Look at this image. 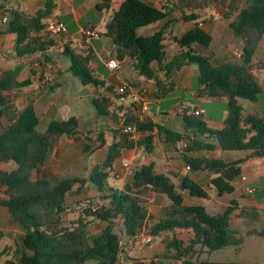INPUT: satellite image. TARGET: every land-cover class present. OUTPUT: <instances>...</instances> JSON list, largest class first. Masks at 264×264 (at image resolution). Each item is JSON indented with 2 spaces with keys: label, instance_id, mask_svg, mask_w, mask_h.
Here are the masks:
<instances>
[{
  "label": "trees",
  "instance_id": "16d2710c",
  "mask_svg": "<svg viewBox=\"0 0 264 264\" xmlns=\"http://www.w3.org/2000/svg\"><path fill=\"white\" fill-rule=\"evenodd\" d=\"M110 2L98 0L95 8L99 11L109 9ZM167 2L170 4L158 9L143 0H122L118 8L106 17L103 34L114 44L117 60L130 58L139 76L155 82L157 97H164L175 89L174 78L181 67L194 65L197 69L194 86L198 95L227 99L224 126L221 129L210 127L190 107L180 113L183 133L163 129L150 119L135 116L131 110L140 106L131 100L123 111V105L117 106L115 102L121 96L127 97L130 92H118L107 81V73H101L105 67L98 64V68L92 64L90 45L81 40L77 46L82 49L79 52L67 41L61 49L69 61V71L81 84L102 90L92 100L96 115L108 116L119 126L112 129L114 139L107 145L103 160L94 163L86 175L65 177L56 182L32 179L34 170L46 162L56 137L76 138L83 135L88 141L96 142L91 149L95 151L106 143L104 132L98 131L92 139L88 133L78 130V120L74 116L64 120L53 119L43 131H39V118L33 105L18 109L14 104L7 103L4 95L5 90L21 91L30 84V80L18 81L12 72L0 71V163L10 160L17 163L9 171L0 170V187H4L7 197L0 203L7 207L22 230L19 247L15 250L19 252L17 259L11 257V246H0V264H84L89 259L95 264H113L127 252L123 243H119L122 237L135 238L148 227L154 236L173 233L168 247L180 256V264H258L213 262L208 259L192 261L190 258L192 253H209L242 243V238L230 227L231 216L236 214V209H239L236 215L250 220L258 219L261 213L240 208L235 199H231L222 212L209 214L205 206L198 202L209 197L202 184L187 175L171 177L156 172L153 163L141 164L133 170L131 180L121 188L107 186L115 160L125 149L141 146L146 152H152L156 135L154 127L158 133H164L166 141L172 143L176 151H179L176 143L186 139L189 141L186 150L209 152L217 143L223 150H245L248 157L264 158V117L244 113L239 102V99L256 101L262 93L259 73L264 69V59L255 60V52L264 34V0ZM213 4L220 5L224 10L223 17L231 19L229 26L240 42L239 63L214 62L193 47V44L206 47L211 42L210 35L198 26L197 19L205 8ZM52 6L51 0H47L32 14L5 8L8 19L4 31L15 36V56L23 57L43 50L46 45H55V39L45 31V20L51 16ZM173 10H178L183 20L195 21V26L179 37H173L183 48L167 60L163 43L165 27L149 35L141 34L139 30L164 19ZM2 117L7 119L6 125H2ZM125 124L133 126L137 133H147L143 138H132L131 133L122 129ZM85 148L90 146L87 144ZM184 159L191 170L201 167L216 175L211 178V183L218 195L232 193L234 186L231 182L242 171L243 159L226 161L222 158L188 156ZM88 184L102 194L76 202L77 207L73 206L76 215L67 220V193L75 188L79 194ZM106 190L108 192L103 193ZM151 192L162 194L167 199L156 214L149 210L147 196ZM185 198L194 201L186 203ZM118 218H122L123 224L120 233L114 231ZM96 221H103L105 225L88 241L87 227ZM149 221H153L151 226ZM177 230H187L192 234L188 243L176 237ZM2 234L0 231V238ZM194 246L199 249L193 251Z\"/></svg>",
  "mask_w": 264,
  "mask_h": 264
},
{
  "label": "crops",
  "instance_id": "0c3cea01",
  "mask_svg": "<svg viewBox=\"0 0 264 264\" xmlns=\"http://www.w3.org/2000/svg\"><path fill=\"white\" fill-rule=\"evenodd\" d=\"M45 1L47 0H0V3L3 5V7L0 8V71L5 70L12 72L18 81L24 79L30 80V84L21 91L15 93L11 90H5L4 95L6 102L14 104L18 109H22L28 104L33 105L39 118V123L37 125L39 131H43L47 124L53 119L64 120L70 116H74L78 120V130L81 133H88L92 139L96 137L98 131L104 132L106 143L95 151L91 149L96 145V142L88 141L83 135H78L76 138L62 135L53 139L46 162L34 170L31 178L60 180L65 177L86 175L91 166L97 163L91 160V155L95 154L98 150L103 152L102 161L107 151V145L114 139L112 136V129L118 127L119 124L115 123L110 117L105 116V125H103L102 128L100 127V117L96 115L92 100L98 93L102 92V90L93 85L81 84V82L69 71V61L67 57L62 54V49L57 45H46L43 50L23 57L15 56L13 51L15 36L12 33L4 31L5 22L8 19V12L5 11V8L18 9L27 14H32L42 6ZM97 1L98 0H51L53 5L51 15L59 17L65 23L68 30L65 42L69 41L72 46L76 47L77 51L79 49L77 46L80 45L81 42V28L86 25H91L96 28L95 22L102 16L101 13L103 11H99L95 8ZM121 1L122 0H111L108 10H112V12L116 10ZM143 1L160 9L167 5V1L169 0ZM208 9L212 12L204 18L199 17L197 22L198 26L210 35L211 42L206 47L198 44H193V47L197 51L208 55L214 62L239 63L240 58L238 52L240 49V42L233 36L232 29L229 26L231 19L223 17L224 10L218 4H213L208 7ZM109 15L110 14L106 13L105 16L108 17ZM194 26L195 21H185L182 19V14L178 10H173L164 19L142 27L139 33L149 35L165 27L163 43L167 53V60H169L183 48L173 37H179ZM74 36H78L79 39L74 40ZM93 42L94 39L91 41L89 51L91 52L92 58L95 55L94 53H97L98 61H92V64L96 67L100 64L101 67H105V69L111 72V74H107L106 79L114 85L116 90L118 86L127 83L132 91L139 89L144 91L148 109L143 111L140 108H132L131 111L135 116L150 119L163 129L168 128L169 130L183 133L180 113L185 108L190 107L183 103L186 96L190 94V100L194 103L193 107L190 108H204L206 110L205 116H207L208 111L205 104L215 105L214 109L218 111V114L216 116H208L206 121L210 127L221 129L224 126L227 99L225 97H201L198 95L194 86L197 74V69L194 65H184L181 67L174 78L175 89L164 97H157V86L155 82L152 79L146 80L144 77L139 76L130 58L125 57L119 61L117 70L121 75L113 73L112 70L105 65L104 61L106 58L114 57L115 47L112 42L108 43L107 48L101 49V52L97 50ZM255 57L257 60L264 59V34L255 52ZM260 73H264V69L261 70ZM160 76L162 75L160 74ZM260 85L262 93L256 101L239 99L244 113L264 117V78L262 81L260 80ZM130 96L129 94L127 97H119L115 102L116 105H123L122 110L125 111L130 103ZM167 97L177 100L171 111L161 109L160 107L155 111L151 109V103L157 104ZM121 113L122 111L119 112V114ZM1 123L2 125H6L7 119L2 117ZM173 124L175 127H173ZM146 133L147 132H138L136 138H143ZM153 133L156 135L154 137L152 152H146L141 146L125 149L115 160L113 167V173L121 172L118 178L122 180V184L120 187H116L107 183V186L121 188L124 183L131 180L133 170L141 164L153 163L156 172L164 173L171 177H182L187 175L202 184L207 190L209 197L199 200L198 202L205 206L209 214L222 212L231 199H235L240 208L247 210L253 209L262 214V208L264 207V158L248 157V151L245 150H223L217 143L215 144V148L209 152L205 150L195 151L185 149L184 153L176 155L177 153H174L172 150L174 149L172 143L166 141L163 132L158 133L156 127H154ZM87 144L90 146V148H88L89 150L85 148ZM140 154L144 161L139 162L141 159ZM184 156L190 158H222L226 161L243 159L241 163V174L231 182L234 186L233 192L218 195L216 188L211 183V178L216 175L201 169V167L191 170ZM134 161L138 162L137 167H134L133 170L130 171ZM122 163H127V167L123 168ZM16 166L17 163L13 160L1 162L0 170L9 171ZM242 177H244V179H242ZM245 186L252 188L253 192H245L243 190ZM106 192H108V190L103 193ZM100 194H102V192L95 191L93 196H98ZM154 195H158V197L164 199V203L161 205L149 203V210L156 214L158 210L167 203V199L162 194L155 193ZM6 198L4 187H0V200ZM85 198H88V196L82 193L77 194L75 188L70 190L67 193L65 201V205L69 208L68 212L72 210L70 213L76 215V210H73V206H75L76 202L82 201ZM96 201H98V199ZM151 201L150 198V202ZM193 201L194 200L190 198H185L186 203H193ZM238 212L239 209H236L235 213L238 214ZM236 214L232 215L229 220L230 227L234 233L241 238L243 235L253 236L251 238L252 240L249 242L250 246L245 252L248 254L247 256L245 254L246 259H238L236 261L228 259H210L211 251L209 253H192L190 257L192 261L208 259L213 262H256L259 264L254 258H263L262 253L264 252V245L261 244L260 246L259 243L264 240V220H262L264 215H260L258 219L250 220L249 218ZM152 223L153 221H149V226H151ZM104 225L105 222L103 221H96L90 224L87 227L86 233L88 241L90 237L99 234ZM149 229V227L144 229L141 234L135 238L127 236L122 237L121 241L127 252L121 254L118 264H150L152 261L155 262V264H174L181 261L180 256L168 247L173 233L165 232L154 236L150 233ZM122 230V218H118L114 224V231L120 233ZM0 231L3 233L0 238V246L1 240L7 238L10 242L6 245L11 246V257L16 260L19 252L15 250L19 247L22 230L8 213L7 207L1 203ZM147 235H150L152 238L150 242H145V237ZM176 237L183 240L184 243H188L192 234L187 230H177ZM244 245L242 240L239 246H228H233L234 249L242 250ZM198 249V246L192 248L193 251H197ZM87 261L88 260H86L84 264H88ZM89 264H95V261L92 260Z\"/></svg>",
  "mask_w": 264,
  "mask_h": 264
},
{
  "label": "rangeland",
  "instance_id": "374dc122",
  "mask_svg": "<svg viewBox=\"0 0 264 264\" xmlns=\"http://www.w3.org/2000/svg\"><path fill=\"white\" fill-rule=\"evenodd\" d=\"M245 1V0H244ZM103 12L101 13V18H99L96 22H95V25H96V29L100 32V37H97L94 39V45L96 46L97 50L101 52V49H104V48H107V45L108 43L112 42L108 37H106L103 32H104V23H105V15L106 13L108 14H112V10H108V9H104L102 10ZM210 12H212L210 9L208 8H205L203 12H201L200 14V18H204L206 17V15H208ZM74 40H78L79 37L78 36H74L73 37ZM79 43V42H78ZM94 57L92 58V61H98V56H97V53H94ZM255 60H257V58L255 57ZM113 73H116L118 75H121V73L116 69V70H113L112 71ZM101 73L104 75V73L106 74H111V72H109L108 70H106L105 68H102V71ZM106 74V75H107ZM122 75H125V74H122ZM259 77H260V80L262 81L263 78H264V73H260L259 74ZM128 78V76H127ZM177 100H174L172 98H169L167 97L166 99L164 100H161L160 102H158L157 104L156 103H151L150 104V107L152 110H157L158 107H160L161 109H166L168 111H171V109L174 107L175 103H176ZM183 103L190 106V107H193L194 103L192 100H190V94H188L186 96V99L183 100ZM215 105H212V104H205V107L208 109L207 111V116H202L206 121L208 119V116L210 115H214L216 116L218 114V111L215 110L214 107ZM100 117V127L102 128L103 125H105V116H99ZM175 122V121H174ZM172 122V123H174ZM173 127H175V125L173 124ZM189 144V143H188ZM174 151V153H177L176 155L178 154H181V153H184L185 149L184 150H181V151H178L176 152V150L172 149ZM141 156V154H140ZM103 157V152H101V150H98L95 154L91 155V160L93 162H100L101 159ZM141 161H144L142 156H141V159L139 160V162ZM137 163L138 162H135L134 161V164L132 165V167L130 168V171L133 170L134 167H137ZM51 182H56L58 180H52V179H49ZM107 183L108 184H111L113 186H116V187H120L121 184H122V180L119 179V178H114L113 177V171L109 174L108 178H107ZM76 187V186H75ZM96 191L95 187L91 184H88L86 186L83 187L81 193L82 194H85L86 196H90L92 197L94 192ZM79 193V194H81ZM155 193L154 192H151L148 194V200H149V203L151 204H155V205H161L164 203V199H161V197H158V195H154ZM150 198H151V202H150ZM71 212V211H70ZM68 212L66 215H65V218L68 220L69 218H74L75 217V214L73 213H70ZM70 213V214H69ZM264 215V213L262 212L261 216ZM262 220H264V218H262ZM253 236H242V240H243V243L245 244L243 247H242V250L240 249H234L233 246H228L226 247L225 249H220V250H214L212 251L211 255H210V259H228V260H231V261H236L238 259H246L245 257L248 255L246 254L245 252L248 250L249 248V242L250 240H252ZM10 241L7 239V238H4L1 240V246H4L6 244H8ZM261 244L264 245V240L261 241L259 243V245L261 246ZM246 254V256H245ZM262 256L263 258H254L255 261L259 262V264H264V252L262 253ZM6 257V256H5ZM4 259V258H3ZM88 264L89 262H92V260H88L87 261Z\"/></svg>",
  "mask_w": 264,
  "mask_h": 264
},
{
  "label": "built area",
  "instance_id": "2783aa9c",
  "mask_svg": "<svg viewBox=\"0 0 264 264\" xmlns=\"http://www.w3.org/2000/svg\"><path fill=\"white\" fill-rule=\"evenodd\" d=\"M45 31L47 32V34H49L51 37L55 39V45H57L60 48L63 47L68 30L66 28L65 23L59 17L53 15L48 16L45 20ZM80 37L85 45H90L93 39L100 37V32L95 27L91 25H86L81 28ZM104 63L112 71L118 69L119 67V60H117L114 57L106 58ZM117 91L120 93H123L125 91L130 92L131 95L130 98L132 102L138 104L140 106V109L143 111L148 109V104L145 99L146 96L143 90L139 89L136 91H132L129 84L123 83L122 85L117 87ZM194 111L196 115H200V116H204L206 113V110L202 107H198ZM122 129L126 133H131L132 138L136 137L137 132L134 130V127L131 126L130 124L123 125ZM187 146H188V141L186 140H180L176 143V148L179 151L184 150ZM127 165H128L127 163H122L123 168H126ZM120 173H121L120 171L114 172L113 175L115 178H118L120 177ZM242 179H244V177H242ZM243 190L248 193L253 192V189L248 186H245ZM151 239H152L151 236L147 235L145 237V242H150ZM119 243L122 244V241H120ZM113 264H118V262H114ZM174 264H180V262H176Z\"/></svg>",
  "mask_w": 264,
  "mask_h": 264
},
{
  "label": "water",
  "instance_id": "95a60500",
  "mask_svg": "<svg viewBox=\"0 0 264 264\" xmlns=\"http://www.w3.org/2000/svg\"><path fill=\"white\" fill-rule=\"evenodd\" d=\"M78 51H79V52H82V49L79 48Z\"/></svg>",
  "mask_w": 264,
  "mask_h": 264
}]
</instances>
